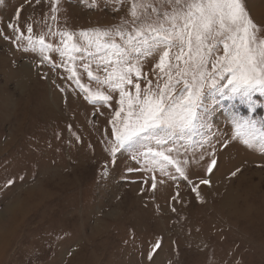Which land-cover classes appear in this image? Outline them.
<instances>
[{"label": "rangeland", "instance_id": "374dc122", "mask_svg": "<svg viewBox=\"0 0 264 264\" xmlns=\"http://www.w3.org/2000/svg\"><path fill=\"white\" fill-rule=\"evenodd\" d=\"M245 5L264 28V0ZM130 18V0L0 4V233L9 230L0 264H264V151L244 143L248 130L233 122H264V95L253 94L254 112L239 98L212 103L207 126L190 142L177 141L187 146L173 154L188 161L187 181L173 165L150 170L143 149L110 151L119 90L88 76L81 55L95 75H105L88 53L62 56L59 33H73L83 45L82 30ZM29 24L33 38L43 34L59 50H33L25 39ZM141 61L155 81L158 57ZM139 83L143 89V76ZM97 89L111 101L93 103L87 90Z\"/></svg>", "mask_w": 264, "mask_h": 264}, {"label": "snow or ice", "instance_id": "6c2138e0", "mask_svg": "<svg viewBox=\"0 0 264 264\" xmlns=\"http://www.w3.org/2000/svg\"><path fill=\"white\" fill-rule=\"evenodd\" d=\"M130 17L123 25L82 30L79 37L83 38V45L74 42L75 34L59 33L61 55L73 60L74 53H88L98 62L97 71L102 68L105 73L103 78L95 75L81 55L88 76L98 85L119 90L110 151L115 154L126 146L143 149L139 154L150 170L173 165L187 181L188 161L173 155H178L181 148L187 152V146L180 143L177 147V141L190 142L207 126L212 103L239 98L254 112L253 94L264 95V28L250 17L245 0H130ZM8 27L19 31L18 25ZM32 31L29 24L25 39L33 50L38 49L41 54L59 50V46L46 43L43 34L33 38ZM22 37L23 33L16 39ZM92 48L96 51H90ZM152 55L158 57L153 69L155 81L142 72L141 57ZM70 71L80 84L75 67ZM142 76L143 89L139 83ZM87 91L93 103L112 99L99 89ZM208 98L211 99L206 103ZM121 113L125 114L123 118ZM233 122L238 130H248L244 143H259L264 151V122L244 116L234 117ZM215 165L216 160L212 159L208 171ZM199 183L206 185L210 181L201 179ZM151 187L155 189L156 183ZM192 190L196 191V187ZM160 247L158 239L152 252ZM148 258L152 259V253Z\"/></svg>", "mask_w": 264, "mask_h": 264}, {"label": "bare ground", "instance_id": "6f19581e", "mask_svg": "<svg viewBox=\"0 0 264 264\" xmlns=\"http://www.w3.org/2000/svg\"><path fill=\"white\" fill-rule=\"evenodd\" d=\"M9 230L3 232V233H0V247L2 245V242L4 240V238L6 237V235L8 234Z\"/></svg>", "mask_w": 264, "mask_h": 264}]
</instances>
